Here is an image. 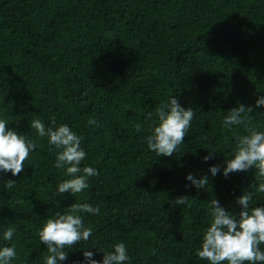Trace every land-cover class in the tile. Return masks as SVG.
<instances>
[{
    "label": "trees",
    "instance_id": "16d2710c",
    "mask_svg": "<svg viewBox=\"0 0 264 264\" xmlns=\"http://www.w3.org/2000/svg\"><path fill=\"white\" fill-rule=\"evenodd\" d=\"M171 96L195 116L173 156H157L146 137ZM261 96L264 0H0V119L36 143L22 173L0 172V248L15 247L11 264H45L38 232L76 202L100 212L80 213L92 235L66 248L59 264H87L84 249L102 261L121 242L125 264H209L197 250L212 221L211 200L237 218L245 191L254 193L250 207L264 206L255 168L223 175L236 137L248 134L223 119ZM249 115L264 132V106ZM35 119L83 137L80 167L99 172L87 189L58 193L69 177L55 167L59 150L31 128ZM187 174L209 184L197 190ZM182 195L188 204L174 205ZM9 227L15 234L4 241Z\"/></svg>",
    "mask_w": 264,
    "mask_h": 264
},
{
    "label": "clouds",
    "instance_id": "9594fccd",
    "mask_svg": "<svg viewBox=\"0 0 264 264\" xmlns=\"http://www.w3.org/2000/svg\"><path fill=\"white\" fill-rule=\"evenodd\" d=\"M261 106H264V96L257 98L255 107L240 104L231 109L223 119L224 127L243 126L248 133L236 137L234 156L227 159L223 175L227 177L234 172L255 168L261 181L256 188L257 192H264V132L257 131L251 124L249 114ZM149 116L151 117V114ZM194 116L195 111L192 108L185 109L171 96L167 103L156 109L158 121L146 137L147 148L157 156H173L184 142ZM88 124L94 129L101 126L94 118H89ZM7 125L5 119H0V172L10 171L13 176H18L24 171L25 162L36 148V143ZM30 126L39 137H48L49 145L59 150L55 167L64 169V174L69 178L58 184V193H71L75 196L87 189L88 178L98 176L99 172L91 166L80 167L87 157L81 147L83 137L77 135L67 124L46 128L42 121L35 119L30 121ZM135 128L139 132L141 125L136 124ZM212 157L213 151H209L203 160L208 161ZM209 170L212 176H216L220 166H211ZM186 179L197 190L204 189L205 185L209 184L207 176L197 179L192 174H187ZM5 187L13 189L15 181L7 180ZM253 195V192L245 191L237 198V203L241 206L238 218L225 210L217 199L211 200L212 221L204 231L201 247L197 250L201 260H206L209 264H264V251L260 247L264 244V206L250 207ZM188 198L186 195L178 196L173 204H188ZM99 212V206L75 202L67 207L66 212L57 211L54 217L48 218L38 232L40 242L46 245L48 253L44 258L45 264H59L67 260L66 248L87 241L93 229L85 227L80 213L97 215ZM15 231V228H7L3 232L4 241H11ZM113 248V251L104 252L102 261L93 259L94 253L87 249H84L83 256L87 264H125L129 260L125 244L116 243ZM16 257L15 247L0 248V264H11Z\"/></svg>",
    "mask_w": 264,
    "mask_h": 264
}]
</instances>
